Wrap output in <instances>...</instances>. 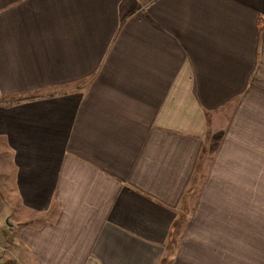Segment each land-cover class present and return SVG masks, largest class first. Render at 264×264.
Returning a JSON list of instances; mask_svg holds the SVG:
<instances>
[{"label":"crops","instance_id":"crops-1","mask_svg":"<svg viewBox=\"0 0 264 264\" xmlns=\"http://www.w3.org/2000/svg\"><path fill=\"white\" fill-rule=\"evenodd\" d=\"M243 143L264 0H0L2 263L264 264Z\"/></svg>","mask_w":264,"mask_h":264},{"label":"rangeland","instance_id":"rangeland-1","mask_svg":"<svg viewBox=\"0 0 264 264\" xmlns=\"http://www.w3.org/2000/svg\"><path fill=\"white\" fill-rule=\"evenodd\" d=\"M245 146H247L248 149L244 151ZM234 148L235 154L242 153L251 156L247 159H233V166L243 168L247 166L249 168V174L234 175V178L238 181L264 183V157H262V155H264V144H234ZM231 152H233V150ZM8 223L7 225L10 226L11 222Z\"/></svg>","mask_w":264,"mask_h":264},{"label":"built area","instance_id":"built-area-1","mask_svg":"<svg viewBox=\"0 0 264 264\" xmlns=\"http://www.w3.org/2000/svg\"><path fill=\"white\" fill-rule=\"evenodd\" d=\"M0 264H15V263H12V262L2 263V262L0 261Z\"/></svg>","mask_w":264,"mask_h":264},{"label":"water","instance_id":"water-1","mask_svg":"<svg viewBox=\"0 0 264 264\" xmlns=\"http://www.w3.org/2000/svg\"><path fill=\"white\" fill-rule=\"evenodd\" d=\"M7 223H8V220H7ZM9 224V223H8Z\"/></svg>","mask_w":264,"mask_h":264}]
</instances>
